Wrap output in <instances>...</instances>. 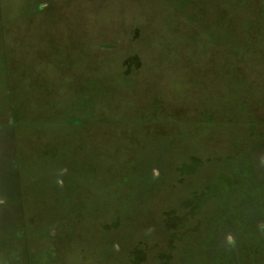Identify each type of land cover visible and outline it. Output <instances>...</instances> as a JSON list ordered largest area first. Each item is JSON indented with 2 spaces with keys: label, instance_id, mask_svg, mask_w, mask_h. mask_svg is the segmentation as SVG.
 Returning a JSON list of instances; mask_svg holds the SVG:
<instances>
[{
  "label": "rangeland",
  "instance_id": "374dc122",
  "mask_svg": "<svg viewBox=\"0 0 264 264\" xmlns=\"http://www.w3.org/2000/svg\"><path fill=\"white\" fill-rule=\"evenodd\" d=\"M0 264H264V0H0Z\"/></svg>",
  "mask_w": 264,
  "mask_h": 264
}]
</instances>
